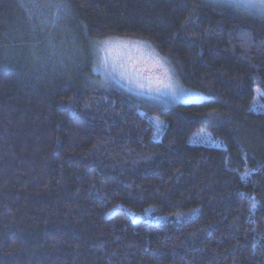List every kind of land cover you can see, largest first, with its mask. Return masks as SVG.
<instances>
[{
  "label": "trees",
  "instance_id": "1",
  "mask_svg": "<svg viewBox=\"0 0 264 264\" xmlns=\"http://www.w3.org/2000/svg\"><path fill=\"white\" fill-rule=\"evenodd\" d=\"M110 37L150 42L205 98L106 88L93 69ZM258 90L264 16L243 7L0 0V264H264ZM200 130L225 147L192 143ZM150 207L172 220L129 214Z\"/></svg>",
  "mask_w": 264,
  "mask_h": 264
},
{
  "label": "rangeland",
  "instance_id": "2",
  "mask_svg": "<svg viewBox=\"0 0 264 264\" xmlns=\"http://www.w3.org/2000/svg\"><path fill=\"white\" fill-rule=\"evenodd\" d=\"M216 1L234 4L251 13L264 16L258 7L250 6L248 0ZM93 71L95 78L97 75L101 76L106 88L127 92L148 104L168 107L200 102L205 98L202 91L185 85L170 60L161 55L154 45L147 41L115 37L102 40L97 45ZM169 82L178 89L177 97H174L171 91L160 87L162 83ZM254 108L264 109V95L259 90ZM152 119L155 125L154 140L158 141L164 134L166 123L157 114H152ZM192 143L225 147L222 140L214 139L206 130L198 131L193 136ZM129 214L135 221L147 219V221L161 223L172 220L170 216L156 215L153 207L143 212L129 210Z\"/></svg>",
  "mask_w": 264,
  "mask_h": 264
},
{
  "label": "snow or ice",
  "instance_id": "3",
  "mask_svg": "<svg viewBox=\"0 0 264 264\" xmlns=\"http://www.w3.org/2000/svg\"><path fill=\"white\" fill-rule=\"evenodd\" d=\"M249 5L252 7H258L261 11V13H264V0H248ZM57 9L60 10L63 8V5H56ZM247 42V41H246ZM163 89H166L168 91H171L174 97L178 96V89L173 86L171 82L169 83H162L160 86Z\"/></svg>",
  "mask_w": 264,
  "mask_h": 264
}]
</instances>
